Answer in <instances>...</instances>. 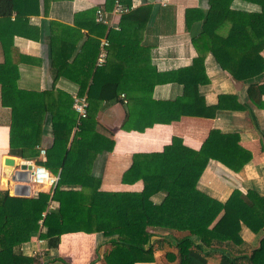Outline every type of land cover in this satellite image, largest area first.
I'll list each match as a JSON object with an SVG mask.
<instances>
[{
	"label": "trees",
	"instance_id": "trees-1",
	"mask_svg": "<svg viewBox=\"0 0 264 264\" xmlns=\"http://www.w3.org/2000/svg\"><path fill=\"white\" fill-rule=\"evenodd\" d=\"M37 1L0 0V42L7 45L0 63V95L2 105L11 110L9 153L42 164L59 177L49 192L16 196L0 191V264L36 263L35 257L21 252L22 243L38 234L49 247H55L60 235L71 231L108 237L111 248L103 257L105 264L149 262L153 259L149 243L153 229L185 232L179 237L173 235L177 256H168L177 257L178 264H206L210 257H216L218 264H264V194L234 188L222 202L196 187L210 159L234 172L250 160V152L236 145L238 135L213 129L198 150L185 147L181 139L173 137L160 152L133 155L122 181L142 180L140 192L100 190V179L92 174L96 155L110 152L114 144L112 138L97 130L95 115L100 103L117 102L121 92L128 96L130 105L146 102L158 81L144 74L142 65L148 52L137 40L149 20L151 6L121 14L119 29L106 31L108 45L101 65L96 60L105 25L95 20L94 9L76 13L73 26L49 21L51 76L53 82L61 76L75 82L78 91L71 96L53 87L30 94L17 87L19 52L11 39L13 34L38 39V29L28 24V16L38 13ZM242 1L257 5L259 10L233 8V0H207L206 10L186 11L187 26L190 16L200 21L199 30L191 37L197 56L180 73L183 92L179 97L146 102L157 107L151 111L156 121L147 125L169 123L181 115L205 116L203 97L197 88L208 82L202 68L207 53L236 80L264 71L260 54L264 49V0ZM12 14L14 23L7 25ZM83 36L85 40L78 44ZM247 92L255 102L254 92L260 94L262 88L257 90L250 83ZM74 97H85V117H79L74 109ZM220 103L211 107L210 115ZM45 115L53 139L42 161L39 149ZM158 191L166 195L155 204L150 198ZM243 226L260 236L249 252L239 249Z\"/></svg>",
	"mask_w": 264,
	"mask_h": 264
},
{
	"label": "crops",
	"instance_id": "crops-1",
	"mask_svg": "<svg viewBox=\"0 0 264 264\" xmlns=\"http://www.w3.org/2000/svg\"><path fill=\"white\" fill-rule=\"evenodd\" d=\"M47 1L45 6L44 0H38V13L28 16V24L38 29V39L26 38L20 34L12 36V46L19 52L16 84L19 89L29 94L40 93L53 87L75 96L78 91L75 82L64 76L53 82L50 72V49L47 44L49 21L73 26L76 13L88 9H94L96 12L101 8L108 18V23H103L105 31L99 37L101 40L106 39L105 33L108 29H119L121 15L113 14L114 0ZM127 2L131 6L130 10L144 5L151 6L149 20L137 38L141 49L148 52L146 63L142 65L144 74H149L150 80L158 78L152 87L150 98L146 96L145 101H171L183 92V85L178 81L182 75L180 73L188 69L197 56L191 37L199 30L200 21L190 16L187 26L186 11L206 10L207 0H122L124 4ZM231 7L246 11L259 10L257 5L242 0H233ZM13 23L14 14L10 16L7 25ZM81 31L86 32L85 29ZM85 37L83 36L78 44L82 43ZM4 47L0 42V63L5 59L7 45ZM260 54L264 59V49ZM202 66L208 82L199 84L197 90L203 97L205 116L181 115L179 119L169 123L153 122L150 126L147 124L156 121V115L151 116V111H156V106H149L146 102L130 105L124 92L120 93L117 102L100 103L95 115L97 130L114 141L110 152L96 155L91 168L92 174L100 179V190L140 192L143 188L142 180L132 183L122 181L123 173L131 165L133 155L160 152L173 137L181 139L185 147L198 150L210 131L216 129L222 133L238 135L237 147L249 151L251 158L238 172L210 159L197 180V189L222 202L234 188L241 191L252 189L264 194V71L253 77L236 80L219 67L211 53L205 55ZM250 83H253L257 90L262 88L260 94L258 91L254 92L255 102L247 92ZM31 97L37 96L31 94ZM218 102H221L220 105L214 114L210 115L211 107ZM45 118L46 115L40 147L46 149L52 143L53 135L50 122L48 119L45 121ZM10 121L11 110L2 105L0 95V191L15 195L14 192L21 189L17 182L11 180V174L23 159L9 153ZM144 125L145 128L140 130ZM7 158H12L15 165L6 164ZM44 191L47 192V189ZM37 192L33 186H29V196ZM165 195L166 192L158 191L152 194L150 199L159 204ZM151 232L149 243L153 247V259L135 264H178L177 257L169 259L168 256H177L173 235L179 237L185 232L162 229H153ZM241 237L243 245L239 249L249 252L257 245L260 236L243 226ZM110 248L109 238L102 233L83 231L62 233L55 247H49L47 241L38 234L31 236L29 241L20 246L21 252L26 256L35 257L37 264H105L103 257ZM206 264H218V260L216 257H210Z\"/></svg>",
	"mask_w": 264,
	"mask_h": 264
},
{
	"label": "built area",
	"instance_id": "built-area-1",
	"mask_svg": "<svg viewBox=\"0 0 264 264\" xmlns=\"http://www.w3.org/2000/svg\"><path fill=\"white\" fill-rule=\"evenodd\" d=\"M131 6L122 3V0H114L113 14L121 15L128 12ZM95 19L97 22L107 24L108 18L101 8L97 9L95 12ZM108 45V40L103 38L100 40V49L97 56L96 64L101 65L104 62L106 55V47ZM123 96V95H122ZM73 107L76 110L79 117L86 116L87 102L85 97H74ZM39 159L44 161L45 159V148L39 149ZM28 162L31 163V169L29 170V178L31 187H38L37 190L47 189L49 192L57 183L58 174H52L45 166L42 164H36L30 160H22L21 163ZM54 207L53 204L50 206Z\"/></svg>",
	"mask_w": 264,
	"mask_h": 264
},
{
	"label": "water",
	"instance_id": "water-1",
	"mask_svg": "<svg viewBox=\"0 0 264 264\" xmlns=\"http://www.w3.org/2000/svg\"><path fill=\"white\" fill-rule=\"evenodd\" d=\"M5 163L14 166L15 162L12 158H7ZM31 169V163L24 162L17 165V168L11 174V180L17 182L21 190L15 191L14 194L18 196H29V170Z\"/></svg>",
	"mask_w": 264,
	"mask_h": 264
},
{
	"label": "rangeland",
	"instance_id": "rangeland-1",
	"mask_svg": "<svg viewBox=\"0 0 264 264\" xmlns=\"http://www.w3.org/2000/svg\"><path fill=\"white\" fill-rule=\"evenodd\" d=\"M33 188H34V190H37L38 187H33ZM39 191H44V189H41Z\"/></svg>",
	"mask_w": 264,
	"mask_h": 264
}]
</instances>
